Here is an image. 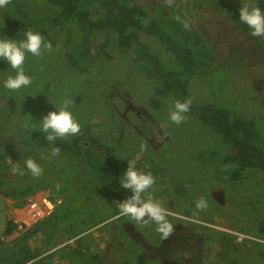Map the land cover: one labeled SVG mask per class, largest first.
Instances as JSON below:
<instances>
[{
  "label": "rangeland",
  "instance_id": "1",
  "mask_svg": "<svg viewBox=\"0 0 264 264\" xmlns=\"http://www.w3.org/2000/svg\"><path fill=\"white\" fill-rule=\"evenodd\" d=\"M27 1L37 9L43 2ZM130 1L150 8L151 16L161 21L188 25L191 39L185 41L197 56L195 75L189 79L190 98L197 104L220 102L248 115L258 125L264 147V36L251 35L238 20L240 0H222L227 9H218V0ZM94 7L99 8L96 2ZM5 10L0 5V36L22 38L20 30L5 23ZM55 35V46L44 47L42 41L38 56L25 53L23 68L31 77L30 85L10 90L0 84L2 188H35L20 200L23 206L6 195L8 218L18 227L9 237L0 235V256L13 260L24 246L40 254L23 264H97L96 252L106 254L104 264H195L194 252L203 253L201 264H264V171L249 167L240 179L224 176L228 170L222 162L232 145L197 112L188 110L181 123L171 122L168 112L179 96L160 83L149 64L114 46L111 37L107 40L101 33L95 37L91 53L76 66L66 55V34ZM152 40L164 65L183 68ZM12 73L0 59V81ZM65 103L79 131L48 140L38 122ZM77 137L91 141L93 156L110 159L114 177L105 188L107 198L93 183L98 175L92 166L82 169L70 150L57 145ZM53 148L59 149L55 155ZM27 158L40 165V176L33 177L24 168ZM127 159L138 171L153 176L148 192L173 225L167 238L155 230L151 219L138 222L115 214L117 202L130 195V189L117 181ZM55 186L57 192L51 190ZM44 197L55 208L33 222L28 203L31 199L41 203ZM201 199L205 206L197 209L195 202ZM179 223L188 230L164 242L178 232ZM221 232L235 235L238 251L229 258L219 255ZM163 243L164 249H158ZM0 264L9 263L0 260Z\"/></svg>",
  "mask_w": 264,
  "mask_h": 264
},
{
  "label": "trees",
  "instance_id": "2",
  "mask_svg": "<svg viewBox=\"0 0 264 264\" xmlns=\"http://www.w3.org/2000/svg\"><path fill=\"white\" fill-rule=\"evenodd\" d=\"M42 1L41 8L37 9L30 6L27 0H5L3 4L6 7L5 23L22 33L26 29L38 31L43 38L42 41L50 47L57 43L58 38L55 32L60 34L64 32L68 40L66 55L69 61L76 66H80L84 57L91 53V44L95 37H98L100 33L104 34L107 40L111 37L110 41L113 40V45L130 50L137 59L149 64L152 72L165 88L178 95L181 101L189 100V110L197 112L204 122L215 128L223 139L232 145V149L222 162L223 169L228 170L224 176L232 180L240 179L243 171L249 167L264 171V147L260 141L259 127L256 122L248 118V115L232 111L220 102L197 104L190 98L188 85L189 79L195 75L197 56L186 43L191 39L188 31L190 28L187 24L183 23L184 26L179 22L173 23L171 20L161 21L151 16L150 8L130 0ZM94 2L99 8L94 7ZM257 2V6L264 11V0H257ZM218 3H216L218 9H227L222 0H218ZM149 14L150 19L148 20ZM152 39L156 40L157 44H161L166 53L172 54L183 64V68L174 70L164 65L158 52L154 50L155 42ZM211 57L212 59L209 57L207 60L210 65L214 61L213 56ZM42 140L47 143V140ZM90 142L84 137H77L70 142L57 143V145L63 150H70L77 160V165L82 169L85 166L90 169L92 166V173L98 175L93 183L97 184V191L107 198L105 188L114 177L110 169L111 162L107 158L106 161L101 160L99 154L98 159L93 156L96 154L89 148ZM99 150L102 152L101 148ZM94 160H98V163L93 164ZM51 190L57 192L56 186ZM34 191L35 188L31 186L21 190L14 187L9 190L3 189L2 180H0V192L14 198L18 206H23L20 200ZM58 194L61 195L62 192ZM49 197L54 201L51 194ZM114 211H116L115 214L119 213L117 210ZM17 227V223L10 220L3 235L11 236ZM220 234L222 250L219 255L229 258L230 253L238 251L235 235L232 236L226 232ZM209 236L210 233L205 235L206 238ZM39 254L35 251L30 252L23 246L13 260L9 256H0V260L9 264H23ZM93 257L97 264H104L103 257H106V254L96 252Z\"/></svg>",
  "mask_w": 264,
  "mask_h": 264
},
{
  "label": "clouds",
  "instance_id": "3",
  "mask_svg": "<svg viewBox=\"0 0 264 264\" xmlns=\"http://www.w3.org/2000/svg\"><path fill=\"white\" fill-rule=\"evenodd\" d=\"M5 0H0L3 5ZM238 20L248 26L253 36H264V11L261 10L252 0H240L238 9ZM42 36L38 31L26 29L20 39L8 35L0 36V59L6 62L7 66L14 70L0 84L6 89L16 90L27 87L31 83V77L24 71L23 64L25 53L38 56L42 47ZM47 47L45 43L43 45ZM67 103V102H66ZM65 106L55 107L43 115L38 122L39 130L47 134V139L64 137L69 134H76L79 131V123L73 117L71 111ZM189 100H176L168 112V119L179 124L184 119V114L189 110ZM58 148L52 149V155L58 152ZM143 151V145H141ZM24 168L33 177L40 176L42 168L31 158L24 161ZM17 170L15 167L12 169ZM23 174V170H21ZM122 188L130 189V195L117 202L119 214L128 216L134 221L151 219L155 223V230L162 238H167L171 233L173 225L166 218L164 208L160 202L151 198L148 190L154 183L151 173L138 171L133 160L127 159V167L117 178ZM205 206L204 200H197L195 207L200 209Z\"/></svg>",
  "mask_w": 264,
  "mask_h": 264
},
{
  "label": "built area",
  "instance_id": "4",
  "mask_svg": "<svg viewBox=\"0 0 264 264\" xmlns=\"http://www.w3.org/2000/svg\"><path fill=\"white\" fill-rule=\"evenodd\" d=\"M55 208V204L52 201L44 197L43 202H37L31 199V202L28 203L27 211L33 222L38 221L46 213H51Z\"/></svg>",
  "mask_w": 264,
  "mask_h": 264
},
{
  "label": "flooded vegetation",
  "instance_id": "5",
  "mask_svg": "<svg viewBox=\"0 0 264 264\" xmlns=\"http://www.w3.org/2000/svg\"><path fill=\"white\" fill-rule=\"evenodd\" d=\"M7 205H8V204H7ZM7 205H6V209H7ZM6 213H7V211H6ZM7 217H8V213H7ZM8 220H9V218H8ZM9 221H10V220H9ZM9 221H8V222H9ZM179 224H181V225H179L180 228H179V230H177L178 232H175V234H171V238H170V239H166L164 242L169 241V240H172V238L178 239V238L182 237L183 233H185L186 230H188L187 226H185V225L182 224V223H179ZM7 225H8V224H7ZM179 226H177V227H179ZM6 227H7V226H6ZM5 229H6V228H5ZM176 229H178V228H175V230H176ZM190 229H191V228H190ZM4 232H5V230H4ZM4 232H3V233H4ZM3 233H2V234H3ZM173 233H174V232H173ZM198 235H199V234H198ZM194 239L196 240V236H195ZM197 240H198V239H197ZM176 241H178V240H176ZM193 244H197L196 241H194ZM149 246H150V245H149ZM151 246H154V245L151 244ZM158 249L163 250V249H164V243L161 244V246H160ZM151 250H156V248H151ZM160 254H161V253H160ZM150 255H151V254H150ZM202 255H203V253H201V252H199V253L194 252V253H192L191 260H192L195 264H201V262H202V260H203ZM179 264H180V263H179Z\"/></svg>",
  "mask_w": 264,
  "mask_h": 264
},
{
  "label": "water",
  "instance_id": "6",
  "mask_svg": "<svg viewBox=\"0 0 264 264\" xmlns=\"http://www.w3.org/2000/svg\"><path fill=\"white\" fill-rule=\"evenodd\" d=\"M7 204V197L0 193V235L4 232L9 221L6 213Z\"/></svg>",
  "mask_w": 264,
  "mask_h": 264
}]
</instances>
